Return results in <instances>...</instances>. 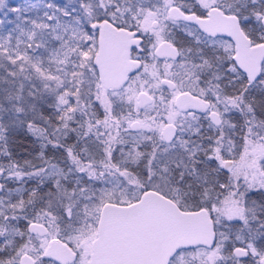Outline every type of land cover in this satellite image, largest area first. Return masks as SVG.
<instances>
[{"label": "snow or ice", "instance_id": "snow-or-ice-1", "mask_svg": "<svg viewBox=\"0 0 264 264\" xmlns=\"http://www.w3.org/2000/svg\"><path fill=\"white\" fill-rule=\"evenodd\" d=\"M0 264H264V0H0Z\"/></svg>", "mask_w": 264, "mask_h": 264}]
</instances>
